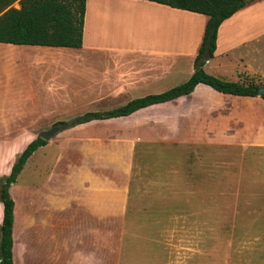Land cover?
Wrapping results in <instances>:
<instances>
[{
  "label": "rangeland",
  "instance_id": "obj_1",
  "mask_svg": "<svg viewBox=\"0 0 264 264\" xmlns=\"http://www.w3.org/2000/svg\"><path fill=\"white\" fill-rule=\"evenodd\" d=\"M148 25V21H136L137 32L139 28L149 31ZM86 26L88 39L104 41L134 31L128 21L101 18ZM223 72L236 77L228 68ZM210 90L149 107L128 119L101 121L77 131L63 128L47 139L56 145L45 147L47 154L38 148L17 184H11V188L16 184L19 209L22 186L33 191L35 185L51 180L57 166L64 169L61 158L78 157L95 146L107 148L110 162L124 168V179L119 176L122 184H109L110 219L101 243L93 238L82 250L65 229L52 234L54 238L48 225L40 222V229L26 235L24 226L17 223L16 264H81L85 260L87 264H264V173L254 162L246 166L245 157L246 143H260L264 101L252 104L245 97ZM52 126H29L28 130L30 136H38ZM94 135L103 144L91 141ZM28 143L0 141V180L10 174ZM42 165L50 172L42 174ZM2 205L0 200V241ZM55 240L57 253L70 242L67 254L52 256L53 250L42 248L43 242ZM84 251L86 256H80Z\"/></svg>",
  "mask_w": 264,
  "mask_h": 264
},
{
  "label": "crops",
  "instance_id": "obj_2",
  "mask_svg": "<svg viewBox=\"0 0 264 264\" xmlns=\"http://www.w3.org/2000/svg\"><path fill=\"white\" fill-rule=\"evenodd\" d=\"M13 6L21 7L19 1ZM100 18L101 21L109 19L117 23L128 21L134 31L130 36H114L105 41L88 39L85 34L87 23ZM208 18L202 13L151 0H86L83 43L80 47L0 42V141L31 142L40 134L30 136L29 126L46 127L90 111L117 108L135 98L161 93L186 75L191 77ZM136 21H148L149 25L145 28L149 31L139 28L137 32ZM203 68L223 80L245 85L264 80V0L252 1L220 25L216 51ZM227 68L236 77L227 76L223 72ZM242 75L245 79L241 78ZM176 78L180 79L174 81ZM210 89L213 88L200 83L191 94L175 100L148 106L128 116L96 119L68 129L77 131L101 121L128 119L149 107L204 94ZM239 97H245L252 104L264 101L261 96ZM260 132L259 144L246 143L245 157L246 166L249 161L254 162L263 174L262 122ZM93 137L91 141L103 144L102 138ZM51 145L56 144L48 142L46 146L39 147L40 151L47 154L49 148L45 147ZM101 147L83 151L78 157H60L64 160V169L57 166L51 180L40 182L31 192L22 186L20 209L14 191L15 182L10 189L16 202L14 259L17 223L24 226L26 235L30 230L40 229V222L48 225V232L54 238L52 234L62 233L65 229L74 235L73 244L82 246V250H87L88 244L95 241L93 238L99 244L100 239L107 236L109 184H122L120 180L124 179V168H119L118 162L117 166L110 162L107 148ZM33 154L27 162L34 157ZM40 172L47 174L50 170L42 165ZM60 174L65 176L64 180H61ZM55 242H43L42 248L53 250L52 256L54 252L58 257L60 252L61 255L68 253L70 242H66L59 253L54 250ZM86 253L84 251L80 256L85 257ZM81 264H87L86 260Z\"/></svg>",
  "mask_w": 264,
  "mask_h": 264
},
{
  "label": "trees",
  "instance_id": "obj_3",
  "mask_svg": "<svg viewBox=\"0 0 264 264\" xmlns=\"http://www.w3.org/2000/svg\"><path fill=\"white\" fill-rule=\"evenodd\" d=\"M19 1L21 7L13 4ZM171 7L208 15L202 44L196 57V70L192 76L161 93L135 98L126 104L105 110L90 111L59 124L65 128L96 119L128 116L154 104L175 100L191 94L200 84L218 92L235 96H258L263 83L242 84L223 80L207 73L203 66L216 51L220 25L237 11L254 0H151ZM86 0H0V42L14 44L80 47L83 43ZM197 65H200L197 68ZM264 99V96L262 97ZM47 140L40 135L29 142L11 168L10 174L0 180V200L3 204V219L0 241V264H16L14 259L15 206L10 188L17 181L28 158Z\"/></svg>",
  "mask_w": 264,
  "mask_h": 264
},
{
  "label": "water",
  "instance_id": "obj_4",
  "mask_svg": "<svg viewBox=\"0 0 264 264\" xmlns=\"http://www.w3.org/2000/svg\"><path fill=\"white\" fill-rule=\"evenodd\" d=\"M197 67L199 68L200 65H198ZM258 96H261V97L264 96V86L259 88ZM63 128H65V125H63V124H55L50 129L42 132L40 135L42 136V138L47 140V139L52 138V136H54L59 130H61Z\"/></svg>",
  "mask_w": 264,
  "mask_h": 264
}]
</instances>
